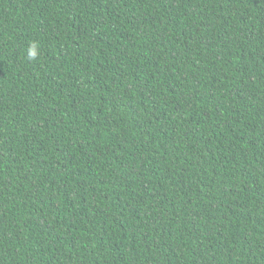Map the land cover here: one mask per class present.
Wrapping results in <instances>:
<instances>
[{
    "label": "trees",
    "instance_id": "16d2710c",
    "mask_svg": "<svg viewBox=\"0 0 264 264\" xmlns=\"http://www.w3.org/2000/svg\"><path fill=\"white\" fill-rule=\"evenodd\" d=\"M0 264H264V0H0Z\"/></svg>",
    "mask_w": 264,
    "mask_h": 264
},
{
    "label": "clouds",
    "instance_id": "9594fccd",
    "mask_svg": "<svg viewBox=\"0 0 264 264\" xmlns=\"http://www.w3.org/2000/svg\"><path fill=\"white\" fill-rule=\"evenodd\" d=\"M29 54L32 55V56H35L36 55L35 48L30 49L29 50Z\"/></svg>",
    "mask_w": 264,
    "mask_h": 264
}]
</instances>
